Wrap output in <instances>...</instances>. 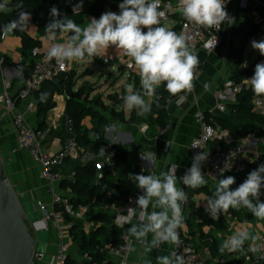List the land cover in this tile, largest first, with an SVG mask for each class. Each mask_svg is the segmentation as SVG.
I'll return each mask as SVG.
<instances>
[{
  "label": "clouds",
  "instance_id": "clouds-1",
  "mask_svg": "<svg viewBox=\"0 0 264 264\" xmlns=\"http://www.w3.org/2000/svg\"><path fill=\"white\" fill-rule=\"evenodd\" d=\"M9 3L10 0L0 2V13L18 10V18L8 21L0 31H30L31 13L22 10L23 0H17L15 9L9 7ZM80 7L73 8L74 14H79ZM118 7L119 14L107 11L98 19H88L86 25L67 16L58 19L60 13L53 7L52 19L44 29L45 58L63 67L74 60L93 61L114 48L119 56L131 61L141 87V91H136L132 84L126 85L127 94L122 97L124 110H134L137 116L146 117L152 111V98L159 99L157 89L162 85L170 97H176L175 102L180 106L199 78V55L191 44V35L165 26L163 21L167 15L161 9L160 0H122ZM175 7L188 24L206 29L219 31L224 23L233 21L226 11V0H177ZM58 35L66 37L63 43L56 42ZM251 47L264 56V40L251 41ZM247 81L256 96H264V62L255 65L254 74ZM119 126L116 122L110 127ZM206 159V152L193 157L191 167L179 178L183 185L191 189L207 185L201 169ZM177 168V164H172L158 173L129 174L141 194L136 198L135 207L115 216L114 224L124 229L125 225H130L126 228L125 249L127 255L134 256L135 264H187L174 250L180 242L181 231L187 227L184 205L188 202L187 192L178 186ZM234 184L235 177L231 175L218 180L212 195L205 198V211L209 216L217 220L230 209H247L257 221H264V201L261 200L264 164L252 170L233 189ZM164 245L169 246L167 253L160 252ZM218 250L221 254L247 251L264 256V237L253 234L248 227H239L220 243ZM153 251L160 252L154 261Z\"/></svg>",
  "mask_w": 264,
  "mask_h": 264
},
{
  "label": "crops",
  "instance_id": "crops-1",
  "mask_svg": "<svg viewBox=\"0 0 264 264\" xmlns=\"http://www.w3.org/2000/svg\"><path fill=\"white\" fill-rule=\"evenodd\" d=\"M15 2L17 3V0ZM171 2L174 12H179V9L175 7L177 0H172ZM89 8L84 11L86 13L85 19L81 25H86L88 19H98V17L89 15L86 12ZM232 12L233 21L224 25L219 46L210 52H206L202 48L196 51L205 55L204 61L199 66V78L194 83V90L180 106H177L175 102L176 97H173L166 103L168 123L165 132L161 135L158 134V129L161 127L155 123V117L151 113L146 117H140L133 110L134 117L131 119L133 111L124 110L121 104H117V101L112 102L111 95L119 94L118 98L122 99L127 94L126 85L128 84H132L135 90L141 88L139 77L134 72L128 71L124 66V63L128 61L127 58L119 56L114 48H110L108 53L103 55L110 57V62L106 63L110 65V69L102 70L93 66L92 61L82 62L74 60L68 63V71H73L76 74L74 91L84 87L87 82H98L94 85L93 91L89 92L90 90H87L86 93H89L90 99L103 96L101 97V100L104 101L103 103L106 106H111V109L105 112L108 123L104 129V137L111 143L127 149L133 167L137 168L140 173L148 174L166 171L172 164L178 165L176 170L178 182L180 183L178 186L184 188L188 195V202L184 205L187 227L183 231L191 236L198 247L204 246L206 238H216L222 242L234 229L239 227H248L249 231L253 234L264 235V224L262 221L254 225L250 222L240 221L227 214L221 215L217 220H213L205 211V198L207 195L204 192H193L191 188H187L179 180L190 168L192 157L191 143L200 135V125L196 119L197 111H205L215 118V120L218 118L230 119L235 124L242 125L241 122L231 118L229 114L228 109L236 101L237 96L230 93L226 84L230 80L234 81L232 77L235 70H243L255 61L246 62L243 60V56L251 40L257 37V41L264 40L262 39V33H264V5L260 0H232ZM163 23H167L170 30L176 24L173 19L172 21H165ZM252 24L259 25L258 32L253 37L246 38ZM29 30L27 33L31 37L40 40V46L46 48L45 36L38 34L32 16L30 18ZM7 34L8 37L1 43L0 49L12 62L15 58L23 55L22 42L14 32ZM65 39L66 37L58 35L56 42L63 43ZM259 57L261 58V62H264V56L260 54ZM94 60L103 62L100 57L94 58ZM245 64L247 65L246 67L244 66ZM116 69H118L120 74H124V72H128L129 74L125 88L112 92V87L110 86L105 90V85L109 83ZM27 79L23 70L17 68L16 65L4 67L2 74H0V91L8 84L9 95L16 97ZM102 79L105 80V83L100 85L99 82ZM145 99L147 100L148 98L145 97ZM67 100L68 97L64 94L55 95L56 107L50 110L45 117H38L35 97L27 101H18L16 104L17 109L25 113L27 121L34 129L48 132L44 146L52 153L60 151L63 147L64 141L62 140V136H50L49 132L52 129L58 130L61 128L62 135H65L61 124L67 116ZM31 101L34 102L35 109L27 111V105ZM221 103H224L227 108L225 112L217 110L218 104ZM115 113H122L123 120L117 119ZM116 122H119V127H110ZM83 123L89 128L91 126L90 118L87 117ZM41 125L43 129H40ZM144 128H147V130L145 131ZM0 148L8 162L9 178L19 192L27 198L30 212L35 220L38 221L40 216L38 209L40 203H49L53 197L58 195L71 197L70 188L62 184V182L51 184L41 177V165L33 160L29 153L19 145L18 135L12 125L11 116L0 118ZM72 160L64 162L59 167L63 180L72 178L74 172ZM261 164H263V161L260 163L255 162L245 174L248 175ZM99 173H97V183H99ZM206 179L208 180L206 186H209L212 190V185L216 186L217 182H213L207 176ZM110 181L111 179L108 177L107 182L102 186L101 192L93 197L92 205L94 213H102L107 217L105 224L107 229L115 226L114 219L118 214V209L121 207V201L117 198V195H120L123 189L135 186L131 179L124 176L113 178V185L108 186ZM87 208L89 212L90 209L89 207ZM100 223V221L86 217L81 220V228L88 234ZM128 227L130 225H125V229L122 228L123 235L125 236L126 228ZM42 230L48 235L47 240L44 242V251L47 253V259L43 264H49L50 256L55 254L58 248V241H56L57 231L54 222H48ZM245 249H247V245H245ZM168 250L169 246L164 245L160 252L167 253ZM160 252L153 251L151 254L153 261L155 256L160 254ZM245 253L247 251L243 253H227V256H242ZM69 255L76 261L85 258V256L80 255L78 246L74 242L72 243ZM128 260L129 264H135L134 256L128 255Z\"/></svg>",
  "mask_w": 264,
  "mask_h": 264
},
{
  "label": "built area",
  "instance_id": "built-area-1",
  "mask_svg": "<svg viewBox=\"0 0 264 264\" xmlns=\"http://www.w3.org/2000/svg\"><path fill=\"white\" fill-rule=\"evenodd\" d=\"M63 2L72 11L76 5H81L79 9V13H81L95 3L96 0H64ZM260 2L264 5V0H260ZM169 5H172L171 1L160 0L161 9L165 10L167 15L165 21H172L170 16L175 13L174 7L169 8ZM226 11L233 19L232 0H226ZM228 23H224L221 29L216 31L215 29H206L194 24H188L184 21L181 23V32L191 35V44L195 51L202 48L206 52H210L219 46L222 38V29ZM0 29H2L1 24ZM7 37V33L0 31V45ZM215 39L217 41L216 44ZM45 54L46 48L42 46L32 48L31 57L34 60L32 72L16 97L9 95L8 84L0 91V118L11 116L12 125L18 135L20 147L25 149L30 157L41 165V177L49 183L58 184L62 182L63 175L59 167L66 159L79 160L83 163L88 161L96 162L100 172L98 178H100L103 172L113 171L116 165L114 153L111 150L103 148L100 153L87 152L81 155V149L78 148L75 137L70 136L64 141L60 151L56 153L49 152L44 146L48 132L34 129L27 121L25 113L16 107L18 101H27L33 98L35 92L41 87L43 82L54 79L59 74L69 70L68 63L61 67L54 60L48 61L45 58ZM7 58V55L1 52L0 49V74L3 72V65ZM100 58L105 63H109L111 60L109 56H101ZM12 62L15 64L23 63L24 56H19L12 60ZM130 64V60L126 61L124 63L125 68L128 71L134 72L139 77L135 67L130 66ZM253 74L254 72L250 73L240 81H228L226 86L230 93L237 96L243 91H252L247 79H250ZM189 94H187V97ZM252 104L256 113L264 115V96L258 97L253 93ZM34 109V102H29L27 111H33ZM217 110L225 112V104H218ZM196 119L200 125V135L191 143V164L195 155L206 152L207 159L202 162L201 169L213 182H218L219 179L229 175L242 176L255 162H262L264 155V136H259L256 133H248L242 138H236L228 129L223 128L215 118L202 110L197 111ZM64 122L67 127V132L73 134L71 122L67 116L64 118ZM165 129L166 127L159 128L158 134H163ZM144 130L146 131L147 128H144ZM193 145L197 146L193 147ZM137 197V195H131L127 202L118 209V214H124L127 209L135 207ZM38 209L40 213L38 222L43 223L45 226L48 222H54L58 234V248L56 253L50 256L49 264H66L73 243L71 230L76 220L85 218L88 208L82 204H78L74 208L70 203L69 196L58 195L53 197L49 203H40ZM65 214H67L69 220L65 219ZM30 225L32 230L37 231L34 223H30ZM261 237H264V235ZM122 238L123 242L121 244L108 245L106 247L112 259V264H129L125 249L127 239L125 235ZM65 239H68V242H65ZM174 250L177 254L185 258L187 264H262L264 262V256L254 255L250 252L242 256L214 255L210 247L205 245L198 247L191 236L183 230L180 233V242L174 246ZM85 258L89 259L90 257L85 255ZM46 259L47 253L36 247L29 264H43Z\"/></svg>",
  "mask_w": 264,
  "mask_h": 264
},
{
  "label": "trees",
  "instance_id": "trees-1",
  "mask_svg": "<svg viewBox=\"0 0 264 264\" xmlns=\"http://www.w3.org/2000/svg\"><path fill=\"white\" fill-rule=\"evenodd\" d=\"M15 1L16 0H13V2ZM63 1L64 0H23L22 10L31 13L38 34L40 36H45L44 29L52 19L50 13L53 7H56L60 13L59 17H57L58 19H63L67 16L68 18L74 19L78 24L84 22L86 13L81 12L78 15L74 14L71 8L65 5ZM0 2L3 1L0 0ZM13 2L9 3V7L15 9V4ZM121 2L122 0H96L86 12L89 15L99 18L101 14L107 11H118V5ZM170 17L176 22L172 30L178 33L181 32V23L185 20L180 12L173 13ZM17 18L18 10H13L7 14L0 13V24L3 27L8 21ZM258 28L259 25L252 24L246 38L256 35ZM14 33L21 39L24 62L15 64L10 62L7 58L3 68L16 65L17 68L23 70L25 77L29 78L34 62L31 57V50L35 46H40L41 41L31 37L27 32L14 31ZM198 55L200 66L204 61L205 55L203 53H198ZM257 63H261L260 57L247 68L243 70H235L232 78L235 81H240L250 73L254 72ZM75 78V72L67 71L59 74L54 79L43 82L41 87L34 94L37 101V115L38 117H45L50 110L56 107L55 95H66L68 97L66 114L70 119L73 134L68 133L67 127L65 126V135L62 136V140L65 141L70 136H74L78 148L81 149V155L87 152L100 153L103 148H108L114 153L116 165L113 171L103 172L102 176L98 178L99 183H97L96 178L99 170L96 162L88 161L83 163L79 160H72L74 165L72 178L62 181V184L66 185L71 190L70 203L74 208H76L78 204L89 207L90 210L85 218L88 217L92 220L100 221L101 223L86 234L81 228V220L75 221L71 230L72 240L78 246L80 255H87L90 258H83L80 261H76L68 255L66 264H112V259L108 254V249L106 247L108 245L121 244L123 242V230L116 225L107 229L105 226L107 217L102 213H94L92 208L93 197L101 192L102 186L107 182L108 177L111 179L108 186H112V179L115 177L121 178L124 176L129 178V174L144 173H140L137 168L132 166L126 148L113 144L104 137V129L108 123V118L105 115V112L111 109V106H106L100 97L90 99L84 87L74 91ZM136 91H141V88H137ZM157 96L159 97L158 100L156 97H153L154 103L152 104V111L150 113L155 117V123L160 127H166L168 123L166 103L173 97L169 96L163 85L157 89ZM252 96L253 92L250 90L239 93L236 101L232 103L228 109L231 118L241 122V126L235 124L230 119L218 118L216 120L223 128L228 129L236 138H242L248 133H256L259 136H264V115L258 114L254 111ZM110 97L113 100L112 102L117 101V104H123V100L119 99L118 96L112 95ZM87 117H89L91 121V126L89 128L83 123ZM115 117L119 120H123L122 113H115ZM133 117L134 111L131 114V119ZM40 129H43L42 125L40 126ZM68 161H70V159H66L65 162ZM262 161L264 164V155ZM234 177L235 184L231 186L233 189L238 187L239 184L247 178V175L244 174L242 176ZM192 191L197 193L204 192L207 196H210L213 193L209 186H204L200 189H192ZM262 192H264V189H262ZM140 194V190L136 186H131L130 188L123 189L121 194L117 195V198L120 199V205L122 206L127 202L131 195L138 196ZM261 200L264 201V195L261 196ZM227 215L239 220H242L243 218L250 219L253 217L247 209H241L239 211L230 209ZM65 217L69 220L67 214H65ZM262 222L264 224V221ZM220 243L221 242L216 238H206L204 241V245L210 247L214 255H227V253L221 254L219 252L218 249ZM262 264H264V262Z\"/></svg>",
  "mask_w": 264,
  "mask_h": 264
},
{
  "label": "water",
  "instance_id": "water-1",
  "mask_svg": "<svg viewBox=\"0 0 264 264\" xmlns=\"http://www.w3.org/2000/svg\"><path fill=\"white\" fill-rule=\"evenodd\" d=\"M32 217L27 198L9 178L8 162L0 148V264L30 263L37 234L45 227ZM32 220L37 234L32 232Z\"/></svg>",
  "mask_w": 264,
  "mask_h": 264
},
{
  "label": "rangeland",
  "instance_id": "rangeland-1",
  "mask_svg": "<svg viewBox=\"0 0 264 264\" xmlns=\"http://www.w3.org/2000/svg\"><path fill=\"white\" fill-rule=\"evenodd\" d=\"M11 2H13V0ZM13 3L15 4L16 2H13ZM165 26L167 28L169 27V25L167 23H165ZM263 32H264V27H263ZM262 34H263L262 35V39H264V33H262ZM257 38H254L253 40H256L257 41ZM253 40H251V41H253ZM251 41H250V43H249V45H248V47L246 49V52H245V54L243 56V60L246 61V62L254 61L260 55V53L258 52V50H255V49H253L251 47ZM92 65L93 66H96V67H98V68H100L102 70L110 69V65L109 64H106V63H103L102 61H95L94 60V61H92ZM128 76H129L128 72H124V74H120V72L118 71V69H116V71L114 72V75L111 77L109 83L107 85H105V88L104 89L106 90V88H109L111 86L112 87L111 91L114 92L115 90H118L120 88L121 89L125 88V83L128 80L127 79ZM96 83H98V82L97 81H95L93 83L87 82L86 85L84 86L85 91H87V90H90L89 92L93 91V89L95 87L94 85H96ZM104 83H105V80L104 79H102L99 82L100 85L101 84H104ZM114 95L119 96V94H114ZM101 97H103V96H101ZM61 127H63V128L65 127V122L64 121L62 122ZM60 129H58V130L52 129L51 132H49L50 136H55V135L63 136L62 135V131ZM215 187H216L215 185H212V191L213 192L215 190ZM32 219H34V217H32ZM240 221L250 222L251 224H254V225L259 222L254 217H252L250 219L243 218ZM32 223H33V220H32ZM32 232L34 234H37V231L34 230V229L32 230ZM37 237H38L37 247L39 249H41V250H44V242L47 240V237H48L47 233L44 230H42V231L39 232V234H37ZM56 241H59L58 234L56 235ZM65 242H68V239H65Z\"/></svg>",
  "mask_w": 264,
  "mask_h": 264
}]
</instances>
